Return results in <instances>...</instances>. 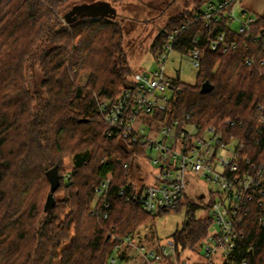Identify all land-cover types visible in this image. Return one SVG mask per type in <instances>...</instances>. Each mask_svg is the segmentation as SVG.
<instances>
[{"label": "trees", "instance_id": "trees-1", "mask_svg": "<svg viewBox=\"0 0 264 264\" xmlns=\"http://www.w3.org/2000/svg\"><path fill=\"white\" fill-rule=\"evenodd\" d=\"M121 1L0 0V264H111L117 245L113 237L133 234L157 216L119 196L131 176L123 164L131 162L133 154L120 137L107 135L111 127L98 111V103L116 100L133 76L123 27L105 17L74 15L76 20L66 21L87 3L98 7ZM195 2V9L171 18L152 45L157 52L178 28L177 52L189 54L193 39L200 36L202 53L197 83L191 86L177 78L168 110L157 120L214 127L226 139L243 140L259 160L264 157L256 144L259 107L264 106V14L256 17L249 33L240 34L227 20L210 27L195 21L210 0ZM221 32L237 42V50H212L211 40ZM40 43L45 45L40 53L42 80L32 93L25 69ZM248 59H254L253 64L248 65ZM83 73L87 83L79 86ZM206 82L213 88L204 93ZM35 98H44L38 109ZM68 155L74 159L69 172L62 166ZM55 167L60 184L54 197L64 193L65 199L48 207L47 173ZM109 174L110 208L92 213L98 205L94 188ZM183 208L187 220L173 240L183 250H193L213 225L209 215L197 218V211L210 205L185 197L177 211ZM257 218L253 210L245 226L247 238L235 253L239 262L264 264V227ZM121 256L131 257L127 249Z\"/></svg>", "mask_w": 264, "mask_h": 264}, {"label": "built area", "instance_id": "built-area-1", "mask_svg": "<svg viewBox=\"0 0 264 264\" xmlns=\"http://www.w3.org/2000/svg\"><path fill=\"white\" fill-rule=\"evenodd\" d=\"M240 1H210L194 19L203 22L205 27L227 20L232 27ZM239 21L238 32L245 34L249 33L256 17L242 13ZM180 33L178 28L169 33L158 49L157 60L162 65L161 69L151 75H134L133 80L127 82L129 87H124L116 100L100 101L98 111L111 127L107 135L120 137L125 149L133 154L132 161L123 164L124 169L131 172L135 165L140 169H145L147 164L153 167L150 185L136 187L130 176L129 184L119 190V196L126 201H134L144 212L157 215L162 210H178L180 203L188 197V188L194 177L210 187L200 193L199 198L200 204L210 205L207 212L213 220L208 236L199 244L204 260H182L179 246L173 239L158 251H146L144 247L137 246L136 232L122 238L113 237L117 242L114 251L121 255L124 249L134 248L139 252L142 264H248L246 259L239 262L235 253L247 238L245 226L253 210L258 212L259 226L264 227V157L255 159L243 140L235 136L226 139L214 127L202 128L191 121L183 124L169 122L167 118L157 120L159 114L168 110L171 99L167 93L171 90L174 97L178 86L177 78L166 75L165 65L171 55L179 53L176 43ZM199 42L200 36L195 37L187 54L197 70L202 63ZM211 48L226 53L237 50L238 44L221 32L211 40ZM253 62L254 59L247 60L248 65ZM259 110L256 144L264 151V106ZM141 124L150 129L149 135L140 128ZM137 149H143L144 153L138 154ZM112 179L113 175L109 174L96 186L98 205L92 213L110 208L108 199ZM112 258L111 264H116L117 259Z\"/></svg>", "mask_w": 264, "mask_h": 264}, {"label": "rangeland", "instance_id": "rangeland-1", "mask_svg": "<svg viewBox=\"0 0 264 264\" xmlns=\"http://www.w3.org/2000/svg\"><path fill=\"white\" fill-rule=\"evenodd\" d=\"M208 1L209 0H205V3ZM196 3L195 0H122L114 5H109V10L107 11L86 12L82 13L80 17L89 20L105 17L110 20H115L122 25L125 37L124 48L128 54L133 71V76L129 80L132 81L136 74L151 75L153 72L161 69L162 65L157 60V52L153 53L152 50L155 39L171 18H176L186 11H192L197 7L198 4ZM86 6L97 7V3L94 5L87 3ZM243 11L247 12L248 17L263 15L264 0H241L239 2L234 15L236 20L232 23V28L235 31H238L241 26L239 19ZM44 46L45 45L41 43L38 45L36 57L27 64L25 69V82L27 88L32 93H36L41 84L42 67L40 65V53ZM165 72L169 78H179L184 84L194 86L197 83L199 70L193 67L189 55L175 53L171 55L166 62ZM87 76L88 75L85 73L81 74L77 79V84L79 86H85L87 83ZM167 96L172 100L173 94L171 90L167 93ZM35 101L36 109H38L42 105L44 98H35ZM140 128L145 129L147 135L150 134V129L144 124H141ZM62 166L67 172L71 171L74 166L73 157L70 155L64 157ZM152 169L153 167L148 164L145 169H140L137 165L133 166L131 171V182L134 183L136 187H140L143 184H152ZM142 179H144V182L141 181ZM209 189L210 187L207 186L205 182L194 177L188 188V199L196 203L202 202L199 199L200 193L208 191ZM56 199L57 201H63L65 199V194H57ZM207 215V210L200 209L197 211L196 216L197 218H204ZM64 217L65 216H63V218ZM186 220V208L180 211H170L161 215L157 214L153 220L136 231L137 246L144 247L146 251H158L161 246L173 239V235L177 231L183 229ZM127 250L131 256L127 260H123L118 252H113L112 259H117L116 264L143 263L137 250L131 247ZM202 252L203 250L200 245L193 250H183V247L179 246V253L182 260L191 258V262H201L204 260L201 256Z\"/></svg>", "mask_w": 264, "mask_h": 264}, {"label": "water", "instance_id": "water-1", "mask_svg": "<svg viewBox=\"0 0 264 264\" xmlns=\"http://www.w3.org/2000/svg\"><path fill=\"white\" fill-rule=\"evenodd\" d=\"M109 5L108 4H102L98 7H93V6H83V7H79L77 8L73 13H71L68 17H67V22L68 23H71L73 22L74 20H76V17H80V15L82 13H86V12H89V13H93V12H101V11H107L109 10ZM76 16L75 18H72V16ZM125 87H129L128 84L125 85ZM212 85L209 83V82H206L203 84V87H202V92L204 93H207V92H210L212 90ZM47 177L51 183V192L49 194V197H48V207H51L55 204L56 202V199L54 197V193L56 192V190L58 189L59 187V184H60V177H59V170H58V167H55L53 169H51L48 173H47Z\"/></svg>", "mask_w": 264, "mask_h": 264}, {"label": "crops", "instance_id": "crops-1", "mask_svg": "<svg viewBox=\"0 0 264 264\" xmlns=\"http://www.w3.org/2000/svg\"><path fill=\"white\" fill-rule=\"evenodd\" d=\"M242 13H246L247 14V12H245V11H243Z\"/></svg>", "mask_w": 264, "mask_h": 264}]
</instances>
